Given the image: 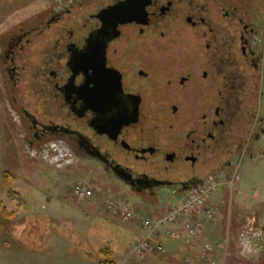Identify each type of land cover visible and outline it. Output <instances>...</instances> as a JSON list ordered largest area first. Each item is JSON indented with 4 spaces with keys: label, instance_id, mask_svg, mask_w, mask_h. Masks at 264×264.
Here are the masks:
<instances>
[{
    "label": "flooded vegetation",
    "instance_id": "1",
    "mask_svg": "<svg viewBox=\"0 0 264 264\" xmlns=\"http://www.w3.org/2000/svg\"><path fill=\"white\" fill-rule=\"evenodd\" d=\"M36 10L0 32V95L27 157L81 162L100 189L155 210L209 175L230 177L236 157L255 159L264 17L250 3L47 0ZM241 237L252 255L255 242L264 248L249 227Z\"/></svg>",
    "mask_w": 264,
    "mask_h": 264
},
{
    "label": "rangeland",
    "instance_id": "2",
    "mask_svg": "<svg viewBox=\"0 0 264 264\" xmlns=\"http://www.w3.org/2000/svg\"><path fill=\"white\" fill-rule=\"evenodd\" d=\"M46 1L0 0V32L15 19L36 9L43 10ZM244 1L250 3L254 16L264 17V0ZM2 99L0 95V264H99L98 251L106 246L117 264H140L130 249L144 233L141 225L125 223L103 203L110 195L125 198V189H100L81 162L55 167L40 158L27 157ZM254 147L255 159L248 154L238 156L230 170L225 171L237 181L230 198L228 186L220 187L214 194L220 210L212 222V240L205 238L214 244L228 239V256L223 264H264V248L255 242L252 255L241 239V232L248 227L249 231L264 235L259 211L264 208V140ZM4 173L10 175V190L4 186ZM79 182L91 184L94 195L75 199L71 187ZM178 199L158 210L137 201H132L131 206L142 216H156L155 211L165 212ZM198 251V245L192 243L172 264L187 258L197 261ZM164 253L145 259V263L170 264V260L161 257Z\"/></svg>",
    "mask_w": 264,
    "mask_h": 264
},
{
    "label": "built area",
    "instance_id": "3",
    "mask_svg": "<svg viewBox=\"0 0 264 264\" xmlns=\"http://www.w3.org/2000/svg\"><path fill=\"white\" fill-rule=\"evenodd\" d=\"M236 182L235 176L209 175L157 216H142L133 210L128 201L119 197L108 196L103 203L109 212L118 215L125 223L137 222L141 225L144 233L137 237L130 249L140 264H146L145 259L165 251V238L177 240L183 236L190 241L195 240V245L199 247L198 259L187 258L178 264H217L218 258L223 264L228 256V239L214 244L203 236V230L218 216L220 203L214 200L216 191L228 186L227 195L230 198ZM94 193V189L85 182L75 183L71 187V194L77 200L89 199Z\"/></svg>",
    "mask_w": 264,
    "mask_h": 264
},
{
    "label": "crops",
    "instance_id": "4",
    "mask_svg": "<svg viewBox=\"0 0 264 264\" xmlns=\"http://www.w3.org/2000/svg\"><path fill=\"white\" fill-rule=\"evenodd\" d=\"M160 212V211H159ZM153 214H159L157 211H155ZM203 236L212 240V223H210L204 230H203ZM166 240H168L166 242ZM164 241L167 244V249L164 253V255H161V257L165 260H170V263H172L174 260H176L180 255H183L184 252H186L189 247H191V244L193 243L195 245V240L190 241L189 239H184L183 237L179 240H170L165 238ZM177 243V245H175ZM154 257V256H151ZM148 257V258H151Z\"/></svg>",
    "mask_w": 264,
    "mask_h": 264
},
{
    "label": "trees",
    "instance_id": "5",
    "mask_svg": "<svg viewBox=\"0 0 264 264\" xmlns=\"http://www.w3.org/2000/svg\"><path fill=\"white\" fill-rule=\"evenodd\" d=\"M8 178H10V175L4 173V186L7 189H12L11 185H10V180H8ZM98 254H100V261L99 264H117L116 261L112 260L113 257V252L109 247H102L99 249Z\"/></svg>",
    "mask_w": 264,
    "mask_h": 264
},
{
    "label": "water",
    "instance_id": "6",
    "mask_svg": "<svg viewBox=\"0 0 264 264\" xmlns=\"http://www.w3.org/2000/svg\"><path fill=\"white\" fill-rule=\"evenodd\" d=\"M183 196H185V194H184V195H181V196L179 197V199H178V200L182 199V197H183Z\"/></svg>",
    "mask_w": 264,
    "mask_h": 264
}]
</instances>
